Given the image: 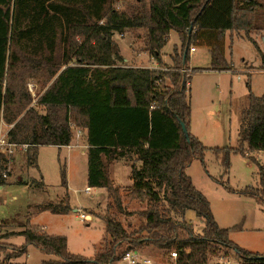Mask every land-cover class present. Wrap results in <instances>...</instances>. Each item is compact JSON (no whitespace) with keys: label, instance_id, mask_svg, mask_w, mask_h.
Masks as SVG:
<instances>
[{"label":"trees","instance_id":"trees-1","mask_svg":"<svg viewBox=\"0 0 264 264\" xmlns=\"http://www.w3.org/2000/svg\"><path fill=\"white\" fill-rule=\"evenodd\" d=\"M111 1L0 0V121L11 125L7 131L9 141L32 144L25 152L26 165L37 167V147L69 145L68 119L70 112L75 111L83 118L86 129L87 186L115 191L108 165L132 155L139 164H130L129 187L148 206L137 213L138 227L127 232L114 218L116 211L122 212L120 201L115 205L108 203L102 217V241L92 258H87L69 252L64 235L27 226L29 217L37 211L69 212L71 207L65 194L56 204H37L33 212L27 211L22 217L24 223L16 224L20 230L1 234L0 239L22 236L24 241L19 246L0 242V254L9 261L26 254L27 246L33 245L45 254L61 258L63 264H115L124 253L118 251L123 243L126 250L147 244L160 249L174 248L175 264H207L215 249L212 244H216L233 250L241 264H264V253L240 247L229 238L228 228L218 225L209 200L185 170L193 157L202 159L206 150L222 153L224 171L228 170L231 152L246 156L248 151H264V91L255 95L247 84L248 105L240 114L238 146L208 148L190 132L191 76L180 71L183 64L188 68L193 44L206 46L210 52V65L205 69L230 70L232 64L223 49L224 34L246 30L252 24L248 11L258 2L138 0L141 4L135 14L127 15L111 8ZM144 26L147 50L158 63L169 32L176 31L180 36V51L174 47L173 70L123 64L113 33ZM16 47L33 54L46 52L49 62L60 50V62L53 82L36 101L46 112L40 114L29 108L14 121L21 107L16 105V94L7 79L18 59ZM7 113L12 117H7ZM181 122L186 126L187 137ZM10 160L12 157L1 154L0 170L6 169ZM257 165L258 193L264 202V164ZM0 178L3 185L1 173ZM32 184L44 187L42 182ZM60 185L67 189L64 167H60ZM110 207L116 209L109 212ZM187 210H193L202 221L200 233L185 220Z\"/></svg>","mask_w":264,"mask_h":264},{"label":"rangeland","instance_id":"rangeland-1","mask_svg":"<svg viewBox=\"0 0 264 264\" xmlns=\"http://www.w3.org/2000/svg\"><path fill=\"white\" fill-rule=\"evenodd\" d=\"M256 1L258 5L247 14L252 24L246 30L227 31L224 34V54L232 64L233 71L220 73L205 71L207 63L210 62V52L206 46H195V44L193 46L196 52H190L188 61L192 68L188 66L185 70L180 69L186 76L189 74L191 76L188 82L191 132L208 148L238 146L236 138L240 114L242 108L248 105L247 84L255 95H261L264 91V0ZM140 4L138 0H112L110 7L127 15H134L136 7ZM112 39L124 58V65L153 69L154 67L151 66L155 62V69L160 70L173 66L174 47L180 51L181 46L178 33L173 30L169 32L166 44L161 48V63H158L147 50L145 26L124 28L120 32H114ZM14 50L18 59L14 68L8 72L7 82L16 94V105L21 107L20 113L14 120L17 121L29 108H33L40 114L46 112V109L38 105L36 101L56 76L53 74L60 62V50L50 62L46 59V52L33 54L28 49L20 47ZM168 51L169 56L165 59ZM164 60L167 61L164 62ZM171 69L174 68L171 67ZM166 81L169 82L168 79ZM69 115L68 125L71 132L69 145L71 146L37 147L35 170H30V166L26 165L25 152H18L17 155L11 156L13 160L7 164L8 174L2 177L5 185L24 181H32L37 185L41 182L39 178L41 175L44 187L37 189L34 184L31 187L19 184L2 187L0 183L2 187L0 188V235L10 230L21 229L16 224L20 221L24 223L22 214L27 213V206L30 212H33L35 205L46 202L56 204L69 192L68 203L71 204L70 207H73L70 212L58 214L48 210L37 211L29 217L27 226L35 227L40 231H43L44 227L48 234L64 235L69 252L92 258L104 235L105 223L102 217L107 212L108 203L115 205L117 201H120L122 212L116 211L114 218L127 232L138 227L140 218L137 213L148 204L140 201L131 192L128 173L126 177H123L121 186L112 183L116 188L115 191L108 192L106 189L105 191L98 189L84 191L86 183L81 175V163L82 152L87 151L88 147L86 129L82 123L83 118L75 111L72 110ZM6 116L12 117L10 113ZM80 121L81 124H79ZM5 126L8 128L9 125ZM243 146L246 148L245 143ZM222 158V153L217 154L206 150L202 159L192 158L185 169L186 173L191 176L197 189L209 200L218 225L228 228L229 238L242 248L264 253V202L260 200L258 193L260 178L257 165L259 163L263 166L264 153L248 151L246 156H242L231 152L227 171L223 169ZM132 162L139 164L131 155L116 159L112 165H125L127 171ZM0 164L3 165L2 162ZM60 167L65 169L68 191L60 185ZM2 171L3 169L0 173ZM78 208L90 216L89 221L80 220L77 216ZM115 209L110 207L109 212ZM184 218L195 232L202 231L203 223L194 211H188ZM11 238L13 239L10 241L14 244L19 245L23 241L21 236L16 238L10 236L0 239V242L14 245L8 241ZM212 246L215 249L209 254L207 264L242 263L230 248L216 244ZM125 248L126 245L123 243L118 251L124 250L125 253L128 251ZM132 251L140 257L141 261L146 260L143 264H175L177 257L171 255V252L176 251L174 248L160 249L147 244L137 246ZM3 255V253L0 254V264H8V262L9 264H42V261L63 264L61 258L45 254L33 245L27 246L26 254L9 261L4 260ZM115 264L123 263L116 261Z\"/></svg>","mask_w":264,"mask_h":264},{"label":"built area","instance_id":"built-area-1","mask_svg":"<svg viewBox=\"0 0 264 264\" xmlns=\"http://www.w3.org/2000/svg\"><path fill=\"white\" fill-rule=\"evenodd\" d=\"M194 50H195V46H191L190 51H194ZM164 69L167 70V68ZM181 69L183 68L181 67ZM185 69L186 68H184L183 70ZM5 125L6 124L1 120L0 121V155L2 154L4 156L11 157L17 155L18 152H26L27 149L30 146H32V144L9 141L7 138V131L11 125H9L8 128H6ZM7 174H8V167L6 169H3V171L1 172L2 177H6ZM84 191L89 192L90 187L86 186L84 188ZM77 211L79 212L77 216L80 218L81 221L84 222L90 220V216L88 214H85L81 208H78ZM171 255L175 257L176 252L175 251L171 252ZM118 262L123 264H143L146 262V260L141 261L140 257H138L137 254H134L132 250H128L125 253H123V255L120 257Z\"/></svg>","mask_w":264,"mask_h":264},{"label":"crops","instance_id":"crops-1","mask_svg":"<svg viewBox=\"0 0 264 264\" xmlns=\"http://www.w3.org/2000/svg\"><path fill=\"white\" fill-rule=\"evenodd\" d=\"M172 32V30L170 31V33ZM190 52H196V49L194 50V51H190ZM190 52H189V55H190ZM169 56V51H168V53L165 55V59L167 58ZM226 57V56H225ZM227 58V57H226ZM228 59V58H227ZM229 60V59H228ZM167 60H164V62H166ZM154 65H155V62H154ZM151 66V67H156V66ZM210 65V62L209 63H207V67ZM188 66L190 67V68H192V66L191 65H189V63H188ZM205 71H215V70H209V69H204ZM229 71H233V68H231L230 70H221V71H215V72H229ZM245 107V106H244ZM243 107V108H244ZM242 108V109H243ZM190 132H191V127H190ZM192 134H193V132H191ZM194 135V134H193ZM236 140L238 141V132H237V138H236ZM69 146H71V145H69ZM60 148V147H59ZM256 153H259V154H261V153H264V151H255ZM83 153V159H82V163H81V175L83 176V178H84V180H85V183H86V186H87V151H83L82 152ZM85 157H86V159H85ZM114 163L116 162V160H114L113 161ZM112 162V163H113ZM112 163L110 164V170H109V177H110V179L112 180V182H113V184L114 185H116V186H121L122 184H123V177L125 176L126 177V175H127V173H128V175H129V172H130V167H129V169L126 171V166L125 165H119V164H116V165H112ZM122 164V163H121ZM111 166H112V168H111ZM35 168H37V167H33V166H30L29 167V169L31 170V169H34L35 170ZM38 172H39V169H38ZM42 177L43 176H41V175H39V178H40V181L42 182V183H44L43 182V179H42ZM129 177V176H128ZM67 180V179H66ZM193 180V179H192ZM126 181H128V179L126 180ZM10 184H19V185H25V186H28V187H31V185H32V183L30 182V181H24V182H19V183H10ZM10 184H7V185H10ZM7 185H2V187H5V186H7ZM2 187H0V188H2ZM37 188V187H36ZM37 189H39V188H37ZM91 189H98V190H103V191H105V188H98V187H90V190ZM67 191H68V180H67ZM68 194H69V200H70V193L68 192ZM37 204V203H36ZM71 205V204H70ZM71 208H73L72 206H71ZM27 211H29L30 212V210H29V207L27 206ZM71 211V210H70ZM69 211V212H70ZM188 211H193V210H187L186 212H185V214L188 212ZM16 213V212H15ZM22 215H24V214H22ZM220 226V225H219ZM43 231H45L46 232V230L44 229V227H43ZM16 237H18V236H15V238ZM22 237V236H21ZM14 238V237H13ZM13 238H11V239H9L8 241L10 242V243H12L10 240H12ZM23 238V237H22ZM23 241H24V239H23ZM23 241H22V243H23ZM21 243V244H22ZM12 244H14V243H12ZM14 245H17V246H19L18 244H14Z\"/></svg>","mask_w":264,"mask_h":264},{"label":"water","instance_id":"water-1","mask_svg":"<svg viewBox=\"0 0 264 264\" xmlns=\"http://www.w3.org/2000/svg\"><path fill=\"white\" fill-rule=\"evenodd\" d=\"M191 28H192V26H190L189 31L191 30ZM187 49H188V44H186V46L184 48V56H185V54L187 52ZM182 68L183 69L185 68L184 64L182 65ZM183 83H184V80L182 82V85H183ZM180 125H181V129H182V132H183L184 136L187 137L188 136V133H187V129H186L185 124L183 122H181Z\"/></svg>","mask_w":264,"mask_h":264}]
</instances>
